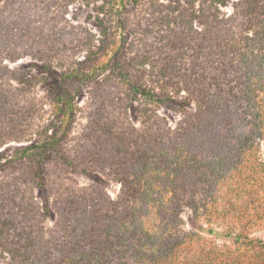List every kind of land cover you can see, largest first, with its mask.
I'll use <instances>...</instances> for the list:
<instances>
[{
	"label": "trees",
	"instance_id": "trees-1",
	"mask_svg": "<svg viewBox=\"0 0 264 264\" xmlns=\"http://www.w3.org/2000/svg\"><path fill=\"white\" fill-rule=\"evenodd\" d=\"M9 79L0 264H264V0H0V148Z\"/></svg>",
	"mask_w": 264,
	"mask_h": 264
},
{
	"label": "rangeland",
	"instance_id": "rangeland-1",
	"mask_svg": "<svg viewBox=\"0 0 264 264\" xmlns=\"http://www.w3.org/2000/svg\"><path fill=\"white\" fill-rule=\"evenodd\" d=\"M223 12H229L230 11V5H228L227 7L222 9ZM89 12V9L86 8L84 5L80 4V3H76L73 4L70 8H69V12L66 16V20H64L65 24L69 27V28H76L77 30L80 28H86V29H90L91 31L95 32V25L92 21V19H89L87 17V14ZM31 58L30 57H22L20 58L18 61L14 62V63H8V66L10 69H17L20 68L23 65L28 64L29 62H31ZM11 81V83L16 86V88L18 89V96L20 98V100L24 103H32L34 106V110H35V115L33 116V125H32V131L30 134H25L24 136H22L20 139H13L12 137L9 138L7 141H5L6 143H4L3 145H1L0 151H7L9 153H11L13 151V149L17 146H23L25 144H27L28 142H30V140L34 137H36L35 135V130H39L41 126H43L45 124V121L48 118L49 115V109H48V98H47V94L46 91L44 89V87L37 85L34 86L33 88L30 89H23L20 85H17L16 81L9 79ZM86 101V95H84V97L81 99L80 104L83 106V112L78 116V119L76 120L75 123V128L74 131L77 132L81 125L84 124V102ZM162 114L166 115L168 117V120L171 124L174 123L175 119L178 117V115L176 113H174L173 111H170L168 109H162L160 111ZM261 156L264 159V142L261 143ZM74 179H76L77 183L80 185H85L88 184L92 181V179L90 177H86L83 174H71ZM118 185L117 184H110L108 186V192L111 194V196H114L118 190ZM182 227L185 230H189L192 228V225L190 224V216L189 214L185 213L183 214V225ZM254 236H258V237H262L264 238V228L263 229H256L253 232ZM220 243L222 241H220V239H217Z\"/></svg>",
	"mask_w": 264,
	"mask_h": 264
}]
</instances>
